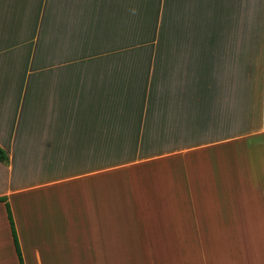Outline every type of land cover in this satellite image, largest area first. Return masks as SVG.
<instances>
[{
    "label": "crops",
    "instance_id": "obj_1",
    "mask_svg": "<svg viewBox=\"0 0 264 264\" xmlns=\"http://www.w3.org/2000/svg\"><path fill=\"white\" fill-rule=\"evenodd\" d=\"M172 2L186 11L184 33L177 41H206L207 35L210 42L219 43L264 40V0ZM149 3L161 11L159 26L166 0ZM93 4L94 0H0V146L8 154V162L0 160V196L10 202L17 229L16 195H22L20 202H30L23 218L26 228H32L31 221L41 226L33 256L28 258L22 248L24 263L264 264V161L249 156L264 155V86L250 80L248 67L241 63L248 52L241 53L238 44L231 49V64L219 63V119L209 125L200 112H185L169 130L167 153L198 150L178 159V165L167 160L171 165L161 177L159 197L167 207L161 215L166 227L145 240L138 214L132 226L126 197L117 211L112 209V163L96 158L106 153L108 142L94 130V102L112 87L114 70L105 59L123 49L109 48L108 35L103 45L107 49L97 45L93 53L85 52L88 27L98 18ZM156 35L154 43L160 41L159 30ZM177 48L178 59L170 56L173 69L188 79L190 70L197 69L192 57L201 53L187 52L184 43ZM229 56L222 55L227 60ZM143 58L149 59L141 64L150 67V83L157 51ZM193 100L164 101L176 113L183 104L206 105L207 95L200 91ZM107 103L111 101L103 102ZM218 122L219 137L214 131ZM164 127V122L158 123L154 130ZM208 138L219 141L216 152L207 145ZM96 139L103 147L97 149ZM187 141L200 144L187 146ZM33 154L37 155L31 160ZM147 158L151 156L141 159ZM27 170L40 178L39 205L34 196L25 199L33 190L21 180ZM73 180H83L77 204L69 201L65 209L69 195L58 193L57 186ZM104 208L109 209L107 218ZM16 256L6 202L0 201V264H20Z\"/></svg>",
    "mask_w": 264,
    "mask_h": 264
},
{
    "label": "trees",
    "instance_id": "obj_2",
    "mask_svg": "<svg viewBox=\"0 0 264 264\" xmlns=\"http://www.w3.org/2000/svg\"><path fill=\"white\" fill-rule=\"evenodd\" d=\"M174 3L172 0H166L165 10L158 26L161 11L158 8H153L149 0H142L140 4H132V0H94L93 5L96 7L98 18L94 26L88 27L90 39L88 38L84 42L85 52L89 50V53H93L94 49L99 46L105 48L103 45L107 44L104 41H107L108 35V38L111 37L109 48L123 49L121 54H112L105 59L107 67L114 70L111 75L112 87L111 90H106V95L99 94L94 102V130L97 135H106L105 138L108 142L106 153L96 154V158L99 160L104 157L111 163L113 158H115L114 163L124 162L133 159L138 148L142 154L156 153L167 148L168 140L156 139L152 141L144 137V134L141 138V129L143 126L145 136L154 132V127L158 123L162 124L167 117L165 112L168 111V108L165 109V107L168 106L164 100L174 98L170 92L172 83L170 78L172 74L180 73L174 71L170 56L177 58L176 54L180 52L177 47L183 44L177 41L176 37L184 33V13L186 12L177 9V4ZM177 6H181V4ZM102 24L106 26H101ZM158 30L160 41L154 43ZM173 43L177 44L173 45ZM153 51H157V63L154 64L152 81L149 83L150 67L146 63L142 65L141 62L149 60L143 57L147 52H151L152 55ZM216 52L217 42L212 41L208 49H199V53L204 55V59L201 54L198 57L195 56L197 54L192 57L193 64L191 65L197 69L190 70V75H187L189 78L185 77V81L180 82L181 86L179 87L183 91L193 92L192 100L200 97V91L207 93L205 90L208 87L199 65L200 62L201 64L206 63V68H211V60H214ZM220 54L221 52H219V58ZM206 72L209 76V70ZM187 84L192 88L185 89L184 86ZM201 84L203 89L200 88ZM204 86L207 89H204ZM182 98L175 97L174 99L179 101L183 100ZM108 100L111 101V104L104 105L103 102ZM164 130L163 128L159 131ZM96 145L97 149L103 147L98 140ZM0 160L4 162L8 160V154L1 146ZM0 201L6 202L18 258L20 264H25L11 204L6 196H0Z\"/></svg>",
    "mask_w": 264,
    "mask_h": 264
},
{
    "label": "rangeland",
    "instance_id": "obj_3",
    "mask_svg": "<svg viewBox=\"0 0 264 264\" xmlns=\"http://www.w3.org/2000/svg\"><path fill=\"white\" fill-rule=\"evenodd\" d=\"M208 20L209 19H207V22ZM207 32L210 33V30L208 28H207ZM210 37L211 36L208 35L206 38L203 37L205 38L206 41H192L190 43L183 42L187 47L186 51L189 52L192 50V53H195L194 51L199 50L200 48L208 49L209 45L211 44ZM261 40L258 39L255 42H251V43L217 42V52L214 56V60H211L212 67L206 68L205 65L206 63L201 64V62L199 65V67L201 66L200 68L201 73L203 77H205L204 78L205 84L208 87V89L206 90L207 104L203 105L202 107H200L199 105H188V107H186V105H184L186 98H188V100L193 98L192 97L193 92L183 91L182 89H179V87L181 86L180 82L182 83L185 81V77H186L185 73L172 74L170 78V82H172L170 88L171 96L174 98L183 97L182 99L184 100V104L182 107H180L179 111H177L178 114L177 112L175 113V111L173 110L175 107H165V109L168 108V111L166 110L165 112L167 117L164 119L165 130L159 131L158 133L154 131L151 132V134H147V136H145L144 133V137L152 141L156 139L168 140L169 130L173 128L175 122L181 121L182 116H184L185 112L187 113V115L190 114L193 115L194 111L200 112L201 117L203 118L208 117L209 125H211L216 118L219 119V67H221L219 66V59L221 58V62L226 60L231 64V49L233 47V49L235 50L238 44H239V48H241L239 49L241 53L244 51L248 52L247 55L249 57L245 59L241 58V63H243L248 67V74L251 77L250 80H252L254 83H258L260 87L264 86V40L262 41ZM176 44L177 43H173V45ZM219 47H221L220 50L223 51H219ZM219 52H222V54H220L221 55L220 58H219ZM223 53L230 55L228 57V60L227 58L222 57ZM203 56L204 55H202V59H204ZM207 70H209L210 72L209 76H207V72H206ZM211 73L213 74L211 75ZM15 78L16 79L18 78L17 74ZM191 106H194L195 110L191 109L193 108ZM172 112L175 114L172 115ZM214 127H216L215 123H214ZM214 131H217L219 137V122H218V127L215 128ZM142 137L143 135H141V138ZM262 138H264V136ZM257 139H261V138H257ZM213 140L214 138H208L207 141L210 143H207V145L213 147V151L216 152L217 149H219V141L214 142ZM255 140L251 138V142ZM187 142L189 143L187 144V146H195L200 144V143L196 144V142L198 143V141H196L195 143H190L194 141H190V142L187 141ZM197 150L198 149L196 148H192V149L181 148L176 150L179 152L177 154L167 153L166 150L151 154H142L140 150H138V154L136 153L134 158L131 159V161L114 163L115 158H113V162H112L113 164L111 166V171H110L112 209L117 211L121 206L120 200L126 197L125 201H127L126 203H127L129 219H133L132 226L135 225V214H138L139 216L137 218V223L143 231L145 240L150 239L151 237L150 233L152 231H161L163 227H166L165 224L166 219H163L161 215L166 211L167 207L165 201L164 200L162 201L159 198L161 196V193H163V184L161 183V177L167 174V168L168 165H171L170 164L171 161H172V166L178 165L179 164L178 159H183L185 155L186 157H188L189 154L195 153V151ZM36 155L37 154L31 155V160L33 156ZM254 155L257 160L264 161V155L258 153L249 154V156L251 157ZM20 156H17L16 158L17 164H20V162H18V158ZM28 156H30V154H28ZM149 156H151V158L141 159L142 157H149ZM210 156L214 158L215 154H210ZM168 159H170L171 161L168 162L167 161ZM23 172H25L26 175H24V178H21L22 181L24 180V182L22 183L31 186V189H33L27 193L25 199H27V197L32 198L34 196V198L37 199L36 204L39 205L38 194H40V190L38 189V186L40 184V178L38 177V173L34 174L33 172H30L28 170ZM82 181L83 180L81 181L73 180L70 182H66L65 184H63V186H57L60 189L58 193L64 190V195H69V197L66 198L65 209H67V205L69 201L72 204H74V206L75 204H77L78 190L81 187ZM87 195H86V199L88 201ZM13 197H15L14 206L19 221L17 231L20 239L21 248H24L23 250L27 254V257L30 258L31 256H33L34 253L33 246L37 245L38 247V245H40V243L38 242L41 234V226H39L38 224L35 225L33 221H31L30 223L32 224V228L31 227L26 228L23 218H24V212L30 210V208H28V206H30V202H27L26 200L20 202L19 200L21 199L20 197H22V195L19 196L16 195ZM108 213H109V209L104 208L103 209L104 217L106 218L109 217ZM44 237H48V234L46 232L44 234Z\"/></svg>",
    "mask_w": 264,
    "mask_h": 264
}]
</instances>
